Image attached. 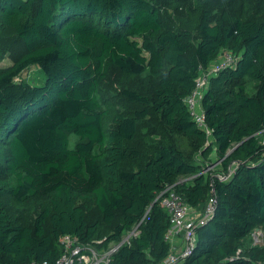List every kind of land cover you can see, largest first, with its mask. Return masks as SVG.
<instances>
[{
  "label": "trees",
  "instance_id": "1",
  "mask_svg": "<svg viewBox=\"0 0 264 264\" xmlns=\"http://www.w3.org/2000/svg\"><path fill=\"white\" fill-rule=\"evenodd\" d=\"M252 11L258 19L222 1L204 6L194 40L156 0H0V25L23 45L0 66V264L53 261L64 233L102 249L133 228L110 264L159 262L169 251V216L155 198L166 184L194 208L216 198L176 264L264 262V0H253ZM221 49L237 62L211 77L201 99L208 143L184 98ZM33 64L45 74L41 86L20 78ZM111 69L123 82L117 95L137 107L116 110L107 125ZM150 114L162 139L134 163L138 122ZM212 142L220 170L235 168L228 180L201 172ZM256 228L263 243L240 248Z\"/></svg>",
  "mask_w": 264,
  "mask_h": 264
},
{
  "label": "built area",
  "instance_id": "2",
  "mask_svg": "<svg viewBox=\"0 0 264 264\" xmlns=\"http://www.w3.org/2000/svg\"><path fill=\"white\" fill-rule=\"evenodd\" d=\"M236 62V55L230 50L221 49L218 56L207 66L198 68L193 88L184 98L189 114L196 126L207 133L208 143L213 140V137L201 107V99L207 90L211 77L227 67L235 66ZM218 162L219 160L212 161L206 168L211 169ZM234 169L233 166L227 171H220L217 177L221 180H228ZM155 200H159V204L169 216V225L164 233V239L169 243V251L163 259L154 264H176L190 254L194 244V229L206 223L213 215L215 194L214 192L211 193L202 209H196L185 203L182 196L174 189L173 184H166L157 193ZM126 233L119 243H111L107 248L102 249H97L90 243L80 242L75 235L64 233L58 239L62 253L57 258L53 261L33 260L25 264H110L112 254L122 243L129 242L130 237L136 234V230L133 228ZM238 253L239 250H237ZM260 264H264V262Z\"/></svg>",
  "mask_w": 264,
  "mask_h": 264
},
{
  "label": "rangeland",
  "instance_id": "3",
  "mask_svg": "<svg viewBox=\"0 0 264 264\" xmlns=\"http://www.w3.org/2000/svg\"><path fill=\"white\" fill-rule=\"evenodd\" d=\"M161 7L162 16L172 26L178 28L190 29L194 40L198 37L196 31V23L198 21L200 10L205 7H213L218 1H222L227 4L232 11L240 14L241 17L259 18L257 13H253V0H156ZM216 10V7L213 10ZM23 45L19 39L14 35V32L0 25V66L9 65L13 58L18 56L22 51ZM20 78L27 82L41 86L45 82V74L39 68L38 65L33 64L29 66L25 71L20 74ZM122 80L120 75L115 69L109 71L108 77L103 85L104 97H106L108 114L106 116V124L111 123V118L116 110H125L132 112L137 106L121 99L117 93L121 88ZM133 86V81L128 83ZM143 90L148 94L151 93V83L143 86ZM248 91L254 92L255 88L253 83L248 84ZM69 147L72 148L78 137L74 133L69 134ZM162 139L161 128L158 120L152 114L146 116L144 119L138 122V133L132 144L139 150V158L134 160V163H142L147 157L153 154L154 149L149 148L151 145H156ZM264 139V138H263ZM151 143V144H150ZM216 158V145L211 143L206 154V160H202L198 164L203 168L202 172L205 175H218L220 173L219 166H213L211 169H207L206 164L209 161H213ZM207 161V162H206ZM209 165V163L207 164ZM203 205V204H201ZM199 205V206H201ZM127 233H125L126 235ZM263 243V232L261 229L254 230L252 235L245 238L240 242L239 247L243 250L249 245H260ZM239 254H235L237 257Z\"/></svg>",
  "mask_w": 264,
  "mask_h": 264
},
{
  "label": "crops",
  "instance_id": "4",
  "mask_svg": "<svg viewBox=\"0 0 264 264\" xmlns=\"http://www.w3.org/2000/svg\"><path fill=\"white\" fill-rule=\"evenodd\" d=\"M215 166H218V164L216 163ZM196 209H199V208H196Z\"/></svg>",
  "mask_w": 264,
  "mask_h": 264
},
{
  "label": "water",
  "instance_id": "5",
  "mask_svg": "<svg viewBox=\"0 0 264 264\" xmlns=\"http://www.w3.org/2000/svg\"><path fill=\"white\" fill-rule=\"evenodd\" d=\"M256 231L259 230L258 228L255 229Z\"/></svg>",
  "mask_w": 264,
  "mask_h": 264
}]
</instances>
